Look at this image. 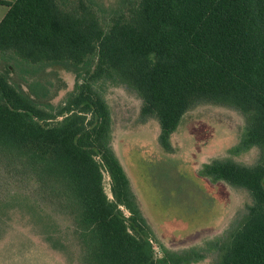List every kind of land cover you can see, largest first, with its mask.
<instances>
[{"label": "trees", "instance_id": "obj_1", "mask_svg": "<svg viewBox=\"0 0 264 264\" xmlns=\"http://www.w3.org/2000/svg\"><path fill=\"white\" fill-rule=\"evenodd\" d=\"M0 3L8 6L0 22V225L34 229L55 257L79 264H186L199 256L156 255V235L110 146V110L96 82L113 80L142 97V114L158 118L167 146L199 102L243 113L242 144L259 149V161L224 160L206 171L253 197L220 243L218 264H264V0H122L110 9L97 0ZM56 65L77 68L81 83L61 104L32 98L38 82L27 76ZM49 205L72 224L58 223Z\"/></svg>", "mask_w": 264, "mask_h": 264}, {"label": "rangeland", "instance_id": "obj_2", "mask_svg": "<svg viewBox=\"0 0 264 264\" xmlns=\"http://www.w3.org/2000/svg\"><path fill=\"white\" fill-rule=\"evenodd\" d=\"M97 1L108 9L122 2ZM82 79L77 68L66 65L49 66L39 75L27 76L28 82H38L29 90L30 96L40 101L44 99L51 105L61 104ZM96 86L102 88L110 110V146L131 190L140 197L142 209L148 217L163 219L192 234L191 238L179 243L169 241L168 236L160 232L156 233L158 242L163 241L171 252L199 255L186 264H218L220 243L239 225L253 197L248 190L205 172L208 166L224 160L245 165L259 161V149L242 144L247 127L243 113L230 105L199 102L187 110L170 134L173 151L166 150L159 138L158 118L142 114L143 99L135 90L113 80L96 82ZM205 134H211L209 143L204 141ZM198 144L201 150L197 149ZM103 175L105 191L113 199L112 178L105 169ZM216 185L230 192L228 205L220 199L221 194L212 195ZM120 208L125 215H130L125 206ZM49 209L47 212L63 227L72 224L69 218L52 210L51 205ZM8 223L9 226L0 225V264H79L76 259L63 257L68 256L64 253L62 257H55L49 242H41L38 236L28 232L34 229L20 231L18 225ZM197 231L200 232L196 234ZM154 249L157 257L164 254L155 241Z\"/></svg>", "mask_w": 264, "mask_h": 264}, {"label": "flooded vegetation", "instance_id": "obj_3", "mask_svg": "<svg viewBox=\"0 0 264 264\" xmlns=\"http://www.w3.org/2000/svg\"><path fill=\"white\" fill-rule=\"evenodd\" d=\"M160 138V137H159ZM203 138L205 139L204 141H206L205 143H209V141L211 140V134H205L203 136ZM161 141V140H160ZM170 144L167 146L166 144H163L162 141H161V145L162 147H164L166 150H172L173 151V146H172V143L171 141L169 140ZM200 143V142H198ZM197 149L201 150V146H197ZM193 165H196V161L193 162ZM196 167V166H195ZM201 174H204V173H201ZM205 174H208L207 172H205ZM204 174V175H205ZM196 175H200L199 172H196ZM209 175V174H208ZM199 177V176H198ZM218 184V183H217ZM231 185V184H230ZM218 186V187H217ZM220 185H216L214 186L213 188V193L212 195L214 194L215 196L216 195H222V197H220L221 200H224V205H228V203L230 202V198H231V194L229 191L225 192L223 190L222 187H220ZM132 195H133V198H134V201L136 203V206L139 210V212L142 214V216L146 219V221L148 222L150 228L152 229V231L159 235L161 233H163L165 236H168L167 238H169V241H176V242H184L186 240H188L189 238L192 237V234H189V233H185L184 231H181L179 230L178 228H175L171 225H169L167 222H165L163 219H156V217H148V215L145 213V211L142 209L141 207V201H139L138 198H140L137 193H135L134 191H132ZM224 198V199H223ZM141 200V199H140ZM128 209V208H127ZM131 213V212H130ZM161 232V233H160ZM200 232V231H197L196 234ZM202 233V232H201ZM157 237V236H156ZM171 239V240H170ZM161 241V240H160ZM157 244H159V246L163 249L164 253L165 251H170L169 248L166 247L165 243L163 241L156 242ZM164 255V254H163ZM162 255V256H163Z\"/></svg>", "mask_w": 264, "mask_h": 264}, {"label": "crops", "instance_id": "obj_4", "mask_svg": "<svg viewBox=\"0 0 264 264\" xmlns=\"http://www.w3.org/2000/svg\"><path fill=\"white\" fill-rule=\"evenodd\" d=\"M6 1H15V0H6ZM7 10H8V6L0 3V22L7 13Z\"/></svg>", "mask_w": 264, "mask_h": 264}, {"label": "built area", "instance_id": "obj_5", "mask_svg": "<svg viewBox=\"0 0 264 264\" xmlns=\"http://www.w3.org/2000/svg\"><path fill=\"white\" fill-rule=\"evenodd\" d=\"M107 172V171H106ZM108 173V172H107ZM111 187V186H110Z\"/></svg>", "mask_w": 264, "mask_h": 264}]
</instances>
